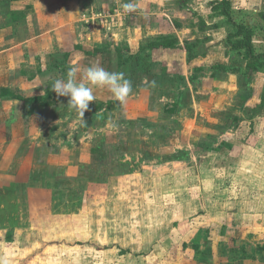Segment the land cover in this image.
Instances as JSON below:
<instances>
[{
  "label": "rangeland",
  "instance_id": "obj_1",
  "mask_svg": "<svg viewBox=\"0 0 264 264\" xmlns=\"http://www.w3.org/2000/svg\"><path fill=\"white\" fill-rule=\"evenodd\" d=\"M209 1L0 0V264H264L263 74ZM231 1L264 51V0ZM174 38L195 56L147 47ZM97 62L133 93L94 87L83 126L52 85Z\"/></svg>",
  "mask_w": 264,
  "mask_h": 264
},
{
  "label": "clouds",
  "instance_id": "obj_2",
  "mask_svg": "<svg viewBox=\"0 0 264 264\" xmlns=\"http://www.w3.org/2000/svg\"><path fill=\"white\" fill-rule=\"evenodd\" d=\"M122 13L128 15L136 12L135 3L128 0L121 4ZM81 69L72 66L67 71V78L57 79L52 90L57 97H68L67 106L75 110L79 116L80 123L86 126L84 113L89 110L90 102L95 101L93 88H106L113 96L114 100L120 104L126 103L129 96L133 93V86L130 79L126 78L125 73L120 71H108L101 67L99 63L87 67L82 71V79L77 81V75ZM153 87L155 81H151Z\"/></svg>",
  "mask_w": 264,
  "mask_h": 264
},
{
  "label": "trees",
  "instance_id": "obj_3",
  "mask_svg": "<svg viewBox=\"0 0 264 264\" xmlns=\"http://www.w3.org/2000/svg\"><path fill=\"white\" fill-rule=\"evenodd\" d=\"M186 0H179V2H185ZM210 9L219 15H221L228 27L226 31V36L224 40L225 47L237 54L242 55L245 59V70L247 73L261 72L263 74V85H264V51H258L254 44V35L257 30H261L257 23L249 24L245 20H237L233 16V4L231 0H211L208 2ZM24 16V12L18 13L17 15L12 14V20L16 21ZM264 18V15L261 14ZM262 27V26H261ZM175 39V38H174ZM173 41L161 40L158 42H151L148 44L149 49L155 48H168L177 46L185 50L187 54V61L193 58L196 52L193 49V44H184L183 46L178 43V40ZM76 48L83 50L81 46H76ZM85 54L95 56L99 50H83ZM124 62V61H123ZM218 68H223L220 65ZM261 100L264 102V87L261 94ZM6 240L11 238V232H7L5 236ZM234 238L231 237L230 246H234Z\"/></svg>",
  "mask_w": 264,
  "mask_h": 264
},
{
  "label": "crops",
  "instance_id": "obj_4",
  "mask_svg": "<svg viewBox=\"0 0 264 264\" xmlns=\"http://www.w3.org/2000/svg\"><path fill=\"white\" fill-rule=\"evenodd\" d=\"M108 10H112V9H108ZM138 13L137 12H135V15H133V16H131V17H126L125 19L126 20H129V19H132V18H135L136 17V15H137ZM162 48V47H161ZM6 142H5V139H4V137H3V135H1L0 134V152L2 153H0V159H4V152L6 151V144H5ZM69 164H71V165H73V163H68V165ZM2 167H4V165L2 166ZM4 169V168H3ZM1 172H3L2 171V168L0 167V173ZM31 186H33V187H28L26 190H25V201H26V203H27V205H26V207H29V204H30V199L32 198L29 194H28V192H31L32 190H34L33 188H37V186L35 185V184H31ZM11 188H6V187H3L2 185H0V191L1 190H4V191H9ZM16 190H18L17 188H16ZM14 192V195H13V198L11 199V201H12V207L14 206L15 208H16V201H17V199H18V191H13ZM2 193H3V191H2ZM30 196V197H29ZM34 197V196H33ZM35 198V197H34ZM6 199H7V197H6ZM33 200V199H32ZM1 207V206H0ZM29 216V215H28ZM43 218V217H42ZM41 218V219H42ZM30 222H34V223H37L40 219H38L37 217H35V218H32L31 216H29V219H28ZM2 222H15V223H19V217L17 218V216H16V211H13V209H12V211L10 212V214L8 215V216H0V223H2ZM7 231H9V230H7Z\"/></svg>",
  "mask_w": 264,
  "mask_h": 264
},
{
  "label": "built area",
  "instance_id": "obj_5",
  "mask_svg": "<svg viewBox=\"0 0 264 264\" xmlns=\"http://www.w3.org/2000/svg\"><path fill=\"white\" fill-rule=\"evenodd\" d=\"M117 11V10H116ZM115 15H117V16H122L124 19L126 18V17H131V16H133V15H135V12L134 13H131V14H128V15H124L123 13H122V9L120 10V12H115Z\"/></svg>",
  "mask_w": 264,
  "mask_h": 264
}]
</instances>
